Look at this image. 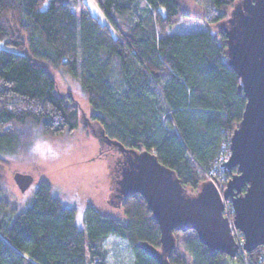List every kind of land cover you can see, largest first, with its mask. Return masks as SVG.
Masks as SVG:
<instances>
[{
	"label": "trees",
	"instance_id": "16d2710c",
	"mask_svg": "<svg viewBox=\"0 0 264 264\" xmlns=\"http://www.w3.org/2000/svg\"><path fill=\"white\" fill-rule=\"evenodd\" d=\"M194 1H203L217 30L169 35L188 17L182 0H98L103 20L75 12L69 0H0V167L24 150L28 129L47 136L78 129L79 110L57 94L52 68L79 80L100 136L152 152L190 194L209 178L227 185L238 174L224 164L247 103L224 31L238 0ZM122 208L125 221L88 206L80 230L75 209L49 183L18 210L0 181V264H159L145 249L161 250L145 199L136 194ZM181 246L191 264L231 262L197 235ZM262 250L250 254L252 264H262ZM168 260L188 264L178 244Z\"/></svg>",
	"mask_w": 264,
	"mask_h": 264
},
{
	"label": "water",
	"instance_id": "95a60500",
	"mask_svg": "<svg viewBox=\"0 0 264 264\" xmlns=\"http://www.w3.org/2000/svg\"><path fill=\"white\" fill-rule=\"evenodd\" d=\"M224 31L229 65L241 80L239 92L247 103L224 164L228 171L237 168L238 174L228 181L223 199L231 200L234 227L245 237L244 250L252 253L264 246V0H238ZM101 137L121 155L113 169L118 178L117 203L139 194L159 224L161 250L145 246L159 264H170L168 259L177 247L176 233L191 231L211 252L236 257L239 247L223 215L221 193L212 182L190 194L176 173L152 152L126 149L103 131ZM14 181L25 193L34 178L16 173Z\"/></svg>",
	"mask_w": 264,
	"mask_h": 264
},
{
	"label": "rangeland",
	"instance_id": "374dc122",
	"mask_svg": "<svg viewBox=\"0 0 264 264\" xmlns=\"http://www.w3.org/2000/svg\"><path fill=\"white\" fill-rule=\"evenodd\" d=\"M97 1L84 0L90 13L103 20V15L97 7ZM72 3L74 7L78 5L77 0H72ZM199 3L201 4H197L194 0H182L188 17L181 19L169 31V35L200 32L204 31L205 28L218 29L207 24L205 4L203 1ZM232 9L228 12L229 17ZM120 26L123 30L128 28V25L122 21ZM0 48L4 49L5 47L0 44ZM49 71L56 81L57 94L71 100L78 108L79 127L76 131L61 136L44 135L36 127L28 129L30 135L24 150L16 156L6 157L0 167L3 197L18 210H23L30 204L38 185L45 181L51 186L53 194L65 206L75 209L76 223L80 230L85 229V210L88 206L94 207L103 215L125 221L122 204L117 203L114 198L118 178L113 169L117 167V161L121 156L115 159L104 155L106 148L103 147V143L105 141H102L104 139L100 136L98 126L92 124L94 111L81 90L79 80L72 78L61 69L50 68ZM16 173L31 175L34 178L33 185L25 193L21 192L14 181ZM223 177L222 179H227L225 175ZM209 181L217 187L222 200L226 202L227 200L223 199L226 184L219 185L212 178H209ZM231 204L228 202L226 208L228 209V216L234 220ZM238 232L241 244L245 243L244 235L239 230ZM195 235L196 233L192 231L176 233L179 252L188 264H191V259L181 244ZM262 247L264 246L259 248ZM242 249L244 250L243 247ZM247 254L249 257L251 253Z\"/></svg>",
	"mask_w": 264,
	"mask_h": 264
},
{
	"label": "built area",
	"instance_id": "2783aa9c",
	"mask_svg": "<svg viewBox=\"0 0 264 264\" xmlns=\"http://www.w3.org/2000/svg\"><path fill=\"white\" fill-rule=\"evenodd\" d=\"M227 203L229 202L231 204V201L230 200H227L226 201ZM225 201H223V205H224V212H223V215L225 218L228 219L229 223H230V229H231V233H232V236L236 242V244L238 245L239 247V252L237 253L236 257L235 258H230L231 259V262L228 261L227 264H252V262L250 261V258L248 257V254L242 249L243 244H241V241L239 240L238 236H239V232L238 230L234 227V220H231L230 217L228 216V209L226 208L227 207V203ZM232 205V204H231ZM232 206H231V212H232ZM242 236V235H241ZM259 259H260V262H262V264H264V250H262L260 253H259Z\"/></svg>",
	"mask_w": 264,
	"mask_h": 264
},
{
	"label": "flooded vegetation",
	"instance_id": "af4514ba",
	"mask_svg": "<svg viewBox=\"0 0 264 264\" xmlns=\"http://www.w3.org/2000/svg\"><path fill=\"white\" fill-rule=\"evenodd\" d=\"M103 147L106 148V152L104 154L106 157H111L116 159V157L118 158L119 156H121L120 152L114 145L105 142L103 143Z\"/></svg>",
	"mask_w": 264,
	"mask_h": 264
},
{
	"label": "crops",
	"instance_id": "0c3cea01",
	"mask_svg": "<svg viewBox=\"0 0 264 264\" xmlns=\"http://www.w3.org/2000/svg\"><path fill=\"white\" fill-rule=\"evenodd\" d=\"M70 1V3H71V6H72V8H73V10L75 11V12H80V11H89V8H88V6H87V4L84 2V0H77V4L78 5H76L75 7H74V5H73V3H72V0H69ZM98 7V6H97ZM98 9H99V7H98ZM100 10V9H99ZM90 12V11H89ZM100 12H101V10H100ZM101 14H102V12H101ZM103 15V14H102Z\"/></svg>",
	"mask_w": 264,
	"mask_h": 264
}]
</instances>
